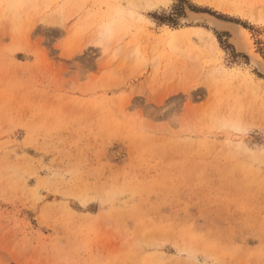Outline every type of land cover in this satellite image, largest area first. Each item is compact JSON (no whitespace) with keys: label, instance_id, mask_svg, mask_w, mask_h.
<instances>
[{"label":"rangeland","instance_id":"rangeland-1","mask_svg":"<svg viewBox=\"0 0 264 264\" xmlns=\"http://www.w3.org/2000/svg\"><path fill=\"white\" fill-rule=\"evenodd\" d=\"M186 9L264 60V0H0V264H264V75Z\"/></svg>","mask_w":264,"mask_h":264},{"label":"bare ground","instance_id":"bare-ground-1","mask_svg":"<svg viewBox=\"0 0 264 264\" xmlns=\"http://www.w3.org/2000/svg\"><path fill=\"white\" fill-rule=\"evenodd\" d=\"M185 21L203 24L207 27L197 35L200 42L206 40L215 42L218 34L227 33L229 44L234 47L235 53L249 57L251 66L264 75V60L254 52L250 36L242 25L234 21H226L210 13L196 12L190 9H186Z\"/></svg>","mask_w":264,"mask_h":264}]
</instances>
